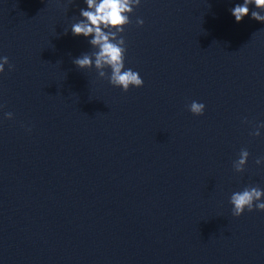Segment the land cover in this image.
<instances>
[{
  "label": "water",
  "instance_id": "obj_1",
  "mask_svg": "<svg viewBox=\"0 0 264 264\" xmlns=\"http://www.w3.org/2000/svg\"><path fill=\"white\" fill-rule=\"evenodd\" d=\"M238 3L141 0L125 92L73 63L85 0H0V264H264V211L230 203L264 190V22Z\"/></svg>",
  "mask_w": 264,
  "mask_h": 264
},
{
  "label": "clouds",
  "instance_id": "obj_2",
  "mask_svg": "<svg viewBox=\"0 0 264 264\" xmlns=\"http://www.w3.org/2000/svg\"><path fill=\"white\" fill-rule=\"evenodd\" d=\"M85 3L87 8L80 9L82 19L72 24L71 32L75 36L90 37L89 43L97 50L74 58L73 63L80 69H91L94 66L99 77L107 79L111 85L122 88L125 92L133 86L143 87L144 80L140 74L125 67L127 42L123 35L126 27L132 23L130 16L140 6L141 0H85ZM252 5L258 10H252ZM231 13L237 22H242L249 14L251 18L264 22V0H243L242 4L238 3L231 9ZM136 23L143 26L144 20L138 18ZM64 33L67 34L68 31ZM5 65H8L9 70H14L15 66L7 56L0 57V73L5 72ZM188 108L194 115L200 116L204 114L206 105L192 101ZM5 115L8 119L14 118L12 112ZM260 128H264V122L258 125L252 135H261ZM249 156L246 148L241 149L239 159L233 162L237 172L245 171ZM262 162L264 161L260 158L256 160L257 164ZM230 203L235 217L242 216L246 210L264 211V190L259 186H247L242 191L234 192Z\"/></svg>",
  "mask_w": 264,
  "mask_h": 264
}]
</instances>
